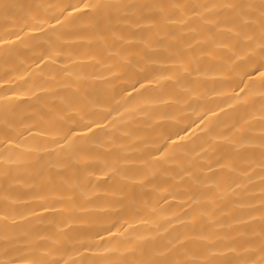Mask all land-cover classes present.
Instances as JSON below:
<instances>
[{"label":"bare ground","instance_id":"obj_1","mask_svg":"<svg viewBox=\"0 0 264 264\" xmlns=\"http://www.w3.org/2000/svg\"><path fill=\"white\" fill-rule=\"evenodd\" d=\"M0 264H264V0H0Z\"/></svg>","mask_w":264,"mask_h":264}]
</instances>
